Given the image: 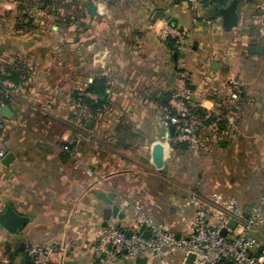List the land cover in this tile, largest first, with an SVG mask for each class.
Returning a JSON list of instances; mask_svg holds the SVG:
<instances>
[{"label":"crops","instance_id":"1","mask_svg":"<svg viewBox=\"0 0 264 264\" xmlns=\"http://www.w3.org/2000/svg\"><path fill=\"white\" fill-rule=\"evenodd\" d=\"M35 1L0 0V72L23 74L17 85L0 81L14 85L1 86L11 96L0 112L8 105L11 114L0 113V212L11 206L29 217L15 235L0 225V264H24L33 245L54 248L49 264H102L94 250L99 236L113 227L136 231V206L187 235L192 192L205 200L221 195L245 209L260 202L264 0H238L230 31L220 17L205 16L208 7L188 0H61L57 19ZM168 24L185 34L186 48L176 57ZM254 45L262 52L250 51ZM183 64L190 105L204 113L195 118L197 151L161 123ZM98 78L106 89L94 112L74 95L96 98L86 88ZM9 152L13 159L4 165ZM100 192L114 193L123 214L106 225ZM254 235L264 242V225ZM187 256L166 248L161 258L143 257L144 264H198ZM106 264L133 262L122 255Z\"/></svg>","mask_w":264,"mask_h":264},{"label":"built area","instance_id":"2","mask_svg":"<svg viewBox=\"0 0 264 264\" xmlns=\"http://www.w3.org/2000/svg\"><path fill=\"white\" fill-rule=\"evenodd\" d=\"M188 1L192 5L198 2ZM165 34L174 39L178 50L186 48L184 32L168 24ZM176 77L177 84L169 93L168 107L162 112L161 123L173 125L177 141L197 151L201 143L200 133L190 113L191 88L184 64L178 67ZM2 85L8 89L14 88L9 81L0 83ZM63 149L69 151V144L64 145ZM4 154V151H0V157ZM189 203L194 207L195 215L189 233L183 236H177L166 224L156 222L145 214L142 207L136 206L139 223L136 231H122L113 227L104 229L99 236L94 250L99 253L102 264L122 255H128L133 264H137V257L148 254L161 258L166 248L192 253L198 264H226L228 261H232V264H264V242L254 235L264 225V190L260 202L249 209L221 195H212L205 200L195 192H192ZM231 219L236 222L234 227L228 225ZM223 229L226 230L225 235L221 233ZM143 232H148V237H144ZM54 254L51 245H33L25 251V257L31 264H49Z\"/></svg>","mask_w":264,"mask_h":264},{"label":"water","instance_id":"3","mask_svg":"<svg viewBox=\"0 0 264 264\" xmlns=\"http://www.w3.org/2000/svg\"><path fill=\"white\" fill-rule=\"evenodd\" d=\"M238 0H230L224 6H218L216 3H213L210 7L205 9V16L209 19H215L217 17L221 18V26L225 31H230L234 26L237 25L239 20V15L237 11ZM263 50V45H254L250 47V51L261 53ZM176 57V53H175ZM172 78V76H171ZM169 97V96H168ZM167 97V99H168ZM1 115L4 117H9L11 114L10 107L8 105H4L1 108ZM175 127L173 125L170 126V131L173 133ZM13 159V154L11 152L7 153L1 160V163L4 165L9 164ZM160 163V159L158 160ZM100 198L108 205L103 209V218L104 224L106 225L107 221L110 217L113 218H121L122 213L119 212V205L113 203L114 201V193H102L98 194ZM29 221V217L18 214L11 206H7L4 211L0 212V225L4 227L11 234H17ZM235 220L231 219L228 222V225L231 227L235 226ZM223 235H225L226 230L223 229L221 231ZM144 237H148V232H143ZM22 246V243L20 244ZM194 258L192 253L188 254L187 259L188 262H191ZM137 264H144V257H137L135 259ZM24 264H31L29 259L24 261ZM226 264H232V261H228Z\"/></svg>","mask_w":264,"mask_h":264},{"label":"trees","instance_id":"4","mask_svg":"<svg viewBox=\"0 0 264 264\" xmlns=\"http://www.w3.org/2000/svg\"><path fill=\"white\" fill-rule=\"evenodd\" d=\"M228 1L229 0H198L197 3L202 4V6H204V7H209L213 3H216L218 6H223V5H226L228 3ZM35 2L37 5H44V7L49 9L51 13H53V11H55L62 4L61 0H36ZM169 42H170L169 43L170 49L173 52L178 53V49L175 46L174 40L169 39ZM4 79L10 80L17 85L20 83V81L23 80V74L17 70L14 71L13 68H11V67H7V68H5V72H3V73L0 72V81H2ZM6 89L0 86V102H2L4 104H7L9 102V98L11 96V94L9 92L8 93L6 92ZM105 89H106V85H105L103 79H101V78L94 79L86 88V92L96 95V98L92 99L89 96H86V95L81 94V93H77L76 95H74V99L76 101H78V103L85 105L91 111L95 112L98 109H100L101 105L104 103V101L101 99V97L105 95ZM165 107H168V102L165 103ZM189 107H190V113H191V115L195 121H196V119H195L196 114H199L200 117H202L204 115V113H202V112H195V110L193 109V107L191 105H189ZM197 129L199 132L200 127L198 126V124H197ZM179 143L183 144L185 147L187 146L186 143H183V142H179ZM64 145H66V144H63V146ZM6 247H8V249L10 250L9 245H7ZM8 256L10 257V260H11L12 257L14 256V253L9 254Z\"/></svg>","mask_w":264,"mask_h":264},{"label":"rangeland","instance_id":"5","mask_svg":"<svg viewBox=\"0 0 264 264\" xmlns=\"http://www.w3.org/2000/svg\"><path fill=\"white\" fill-rule=\"evenodd\" d=\"M62 5H63V4H62ZM68 6H71V4H69ZM51 14H52L51 16L56 17V19H57V18H60V17L62 18V16H59L58 11H56V10L53 11V13H51Z\"/></svg>","mask_w":264,"mask_h":264}]
</instances>
